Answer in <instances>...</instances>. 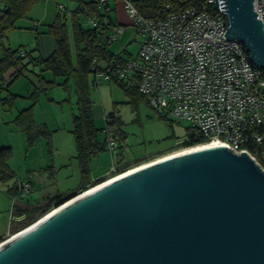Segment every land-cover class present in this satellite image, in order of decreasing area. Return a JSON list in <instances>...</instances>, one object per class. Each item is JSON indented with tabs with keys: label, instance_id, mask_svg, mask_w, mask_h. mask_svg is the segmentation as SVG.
I'll return each instance as SVG.
<instances>
[{
	"label": "water",
	"instance_id": "1",
	"mask_svg": "<svg viewBox=\"0 0 264 264\" xmlns=\"http://www.w3.org/2000/svg\"><path fill=\"white\" fill-rule=\"evenodd\" d=\"M214 6L224 15L223 38L240 42L264 70V30L253 0ZM76 195L9 236L0 264H264V171L246 152L211 143L71 202Z\"/></svg>",
	"mask_w": 264,
	"mask_h": 264
},
{
	"label": "built area",
	"instance_id": "2",
	"mask_svg": "<svg viewBox=\"0 0 264 264\" xmlns=\"http://www.w3.org/2000/svg\"><path fill=\"white\" fill-rule=\"evenodd\" d=\"M122 1L142 39L140 48L135 57H113L102 65L93 60L92 87L116 81L133 88L158 114L188 123L189 134L177 145L189 138L215 141L235 154L246 152L264 171V70L250 63L240 42L223 38L225 19L215 0L165 19L145 18L131 1ZM253 11L264 30V0H253ZM124 32L123 26L114 27L108 42ZM107 148L115 151L116 143L110 141ZM32 191L30 179L16 180V198L28 199ZM14 205L10 221L18 223L23 219L14 215Z\"/></svg>",
	"mask_w": 264,
	"mask_h": 264
},
{
	"label": "rangeland",
	"instance_id": "3",
	"mask_svg": "<svg viewBox=\"0 0 264 264\" xmlns=\"http://www.w3.org/2000/svg\"><path fill=\"white\" fill-rule=\"evenodd\" d=\"M121 3H123L122 0H111L110 17L113 21L118 19L124 21L125 26L118 25L123 26L125 32L118 41L109 46V51L127 59L137 55L142 39L137 36L125 12L115 7ZM74 8L75 4L70 0H42L34 4L24 17L16 20L14 29H11L3 38V48L15 51L16 57L20 55V51L29 53L35 49L37 51L32 53L34 56L49 55L55 43L53 38L45 33L48 26L54 22L56 14L63 12L60 16L69 31V43L74 59V43L71 38L72 27L69 18V12ZM89 23L87 17L82 18L84 29H88ZM13 72L14 70L11 69L2 75L3 80L0 78V149H10L5 165L15 176L6 182L0 181V239L2 242L8 239L9 235L25 228L39 217L22 220L20 223L10 221L13 204H22L26 201L16 198L9 191L14 181L30 179L33 184L30 199L35 202H41L42 197L57 195H61L66 200L80 193H75V189L81 182L78 163L74 158L76 152L71 134L72 118L77 114L74 80L70 79L67 82L66 85L69 87L66 90L63 85H54L51 90L40 94L32 110L33 119L36 125L45 124L51 136L39 138L30 146L24 133L10 122L18 112L30 106L28 96L33 88L29 79L34 80V77L25 74L10 82ZM44 76L48 81L53 79L50 73H44ZM88 80L92 81L90 75ZM55 83L63 84L64 79L56 78ZM90 86L92 116L94 126L99 130L98 139L101 141L105 139L106 124L114 121L127 139V148L123 151L124 160L129 163L127 167L131 168L183 148L176 145L185 137L188 123L179 122L169 115L161 116L140 99L132 102L125 90L114 82H100L96 88ZM10 95L18 96L15 106H8L5 103V98ZM109 114H112V119L108 118ZM114 153L116 151L101 152L91 160L88 181L93 182L95 175L104 172L107 173L98 179L105 180L116 174L115 156L112 155ZM45 201L46 199L42 201V207Z\"/></svg>",
	"mask_w": 264,
	"mask_h": 264
},
{
	"label": "trees",
	"instance_id": "4",
	"mask_svg": "<svg viewBox=\"0 0 264 264\" xmlns=\"http://www.w3.org/2000/svg\"><path fill=\"white\" fill-rule=\"evenodd\" d=\"M42 0H0L3 8H0V48H2V55L0 58V76L7 73L11 69L14 70L11 75L13 82L18 77L25 74H30L33 79H29V83L33 91L29 94L30 106L21 110L14 118L13 123L24 133L28 145L32 146L39 138H50L51 132L47 129L45 124L36 125L33 119V107L38 101L40 94L52 89L54 85L62 86L66 90L67 82L70 79L74 80V91L76 93V107L77 114L72 118V130L75 159L78 163V170L81 176V182L76 187L77 192H82L83 188H89L101 183L104 179H96L93 182L88 181L90 172L89 165L91 160L99 155L101 152L112 153L109 151L107 145L110 141L116 143V153L114 155L116 167V174L129 169L128 162L124 160L123 151L127 148V139L122 135L119 128L114 121L107 122L104 130L106 136L103 141L98 139L99 130L94 126L92 116V101L90 99V89L88 75L92 72V62L95 60L99 64H104L113 57L123 58L112 54L109 51V46L112 43L108 42V35L118 23L113 21L111 14V0H70L75 4V8L70 10L69 18L71 20V38L74 43V59L69 43V31L66 23L63 22L60 12L56 14L54 22L48 26L45 33L53 38L55 47L49 55L43 56L38 54L32 55L33 50L28 52L20 51L19 56L16 57L15 51L9 48H3L2 40L7 36L11 29H14L16 20L26 15L32 6ZM116 1V0H113ZM202 0H133L131 1L137 11L145 18L165 19L169 13L184 10L189 7L200 6ZM65 16V14H63ZM87 17L89 20L88 29L82 27V18ZM93 22V24H91ZM21 53H24L21 56ZM44 73H50L53 77L52 81H48ZM56 78H63L64 83L56 84ZM125 90L126 95L134 102L138 99L147 100L140 93L133 88H125L121 83L113 81ZM17 95H10L5 99L8 106H13ZM164 116L165 115H161ZM112 119V114L108 115ZM189 134V129H186V135ZM206 143L201 139L189 138V140L180 143V147H192L198 144ZM10 155L9 148L0 149V181L6 182L13 178L11 173L5 165L7 156ZM114 174V175H116ZM113 175V176H114ZM15 195V184L9 189ZM24 200V199H22ZM26 201L28 199H25ZM61 195L55 197H48L42 207V202H35L28 205L27 208L14 205V215L22 217L23 220L36 218L46 213L50 208L63 202ZM20 223V222H19ZM24 223V222H23ZM22 223V224H23ZM28 224V223H27ZM1 242V239H0Z\"/></svg>",
	"mask_w": 264,
	"mask_h": 264
},
{
	"label": "bare ground",
	"instance_id": "5",
	"mask_svg": "<svg viewBox=\"0 0 264 264\" xmlns=\"http://www.w3.org/2000/svg\"><path fill=\"white\" fill-rule=\"evenodd\" d=\"M211 143H215V141H213V142H206V143H202V144H198V145H195V146H192V147H185V148H182V149H180V150L174 151V152H172V153L166 154V155H164V156H162V157H159V158H156V159H153V160H150V161L144 162V163H142V164H139V165L133 166V167L127 169V171H125V172H122V173H120V174H116V175H114V176H110L109 178L105 179V181L103 182V184H97V185L91 186V187H89V188H86V189L83 190L82 192L78 193V194L76 195V197L73 198V200H71V202L74 201V200H76V199H78L79 197H81V196L87 194L88 192H90V191H92V190H94V189H96V188H98V187H100V186H102V185H104V184H106V183H108V182H110V181H112V180H114V179H116V178H118V177H120V176L126 174V173H129V172H131V171H133V170H136V169H138V168H141V167H143V166H146V165H148V164H150V163H152V162H154V161H156V160H160V159H163V158L171 157V156H174V155H177V154H180V153H183V152H186V151H189V150H192V149H195V148L201 147V146L209 145V144H211ZM216 143H217V142H216ZM69 203H70V201L67 202L65 205H67V204H69ZM65 205H64V206H65ZM64 206H63V207H64ZM60 209H61V208H60ZM57 210H58V209H57L56 207H52V208H50L46 213H44L43 215L39 216V217H38L33 223H31V225L28 226V228H26L24 231H26V230L29 229L30 227L34 226V225L37 224L38 222L42 221V220L45 219L46 217L50 216L51 214H53V213L56 212ZM24 231H23V232H24ZM21 233H22V232H20V233H18V234L16 233V234H14L12 237H10L9 239L11 240V239H13L14 237L18 236L19 234H21ZM9 239L6 240V242L10 241ZM6 242H4L3 244H5ZM3 244H1L0 246H2Z\"/></svg>",
	"mask_w": 264,
	"mask_h": 264
},
{
	"label": "crops",
	"instance_id": "6",
	"mask_svg": "<svg viewBox=\"0 0 264 264\" xmlns=\"http://www.w3.org/2000/svg\"><path fill=\"white\" fill-rule=\"evenodd\" d=\"M116 8H119V10H122V11H124L123 10V3H121V5H116L115 6ZM115 22H117L118 24H121V25H123V26H125V24L126 23H124V21H122V20H116ZM90 77H91V75H90ZM0 78L3 80V77L2 76H0ZM90 85H92V81L91 82H89V88L91 87ZM6 99V98H5ZM13 106H15V104L13 105ZM26 109V108H25ZM19 113V112H18ZM18 113L13 117V118H11V124L13 125V126H15V127H17L14 123H13V120H14V118L18 115ZM18 128V127H17ZM54 132V131H53ZM107 172H104V173H101L100 175H95L93 178H95L94 180H96V179H98L99 177H101L102 175H104V174H106ZM15 177V176H14ZM15 182L16 181H14V184H15ZM14 184H13V186H14ZM33 185V184H32ZM48 198V197H47ZM44 199H46V198H43L42 197V200H41V202L42 201H44ZM38 202V201H37ZM33 203H35V200H31L30 199V197L28 198V200L27 201H25V202H23L22 204L21 203H19V204H17V206H20V207H22V208H27L28 207V205H32Z\"/></svg>",
	"mask_w": 264,
	"mask_h": 264
}]
</instances>
